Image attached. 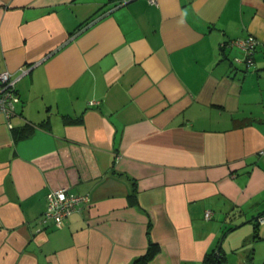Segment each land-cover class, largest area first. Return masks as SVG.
Here are the masks:
<instances>
[{"label": "crops", "instance_id": "0c3cea01", "mask_svg": "<svg viewBox=\"0 0 264 264\" xmlns=\"http://www.w3.org/2000/svg\"><path fill=\"white\" fill-rule=\"evenodd\" d=\"M120 1L0 0V264H264V0ZM58 189L90 204L41 228Z\"/></svg>", "mask_w": 264, "mask_h": 264}, {"label": "built area", "instance_id": "2783aa9c", "mask_svg": "<svg viewBox=\"0 0 264 264\" xmlns=\"http://www.w3.org/2000/svg\"><path fill=\"white\" fill-rule=\"evenodd\" d=\"M130 0H123L120 4H125ZM151 4H156V0H148ZM258 43L253 37L239 38L232 40L221 47L237 49L240 54L233 58L235 64L243 65L246 68L254 67V52ZM31 67H22L18 73L9 72L0 73V113L7 120V126L11 128L10 119L15 114L16 105L19 103V97L16 91L17 82L29 73ZM90 204V198L86 195H76L68 193L66 189H58L49 192L46 195V208L38 218V224L41 228L53 225L61 227L63 221L73 212L80 210L83 206ZM205 217L209 218L210 213L206 212ZM262 218L259 222H262Z\"/></svg>", "mask_w": 264, "mask_h": 264}, {"label": "trees", "instance_id": "16d2710c", "mask_svg": "<svg viewBox=\"0 0 264 264\" xmlns=\"http://www.w3.org/2000/svg\"><path fill=\"white\" fill-rule=\"evenodd\" d=\"M122 1L123 0H121L119 3H121ZM233 40H236V39H233ZM230 41H232V40H230ZM230 41L223 42L222 44L225 45V44L229 43ZM221 48L222 49H230V48H227V47H221ZM233 50L236 51L237 49H233ZM238 54H240L239 51H238ZM254 54H255V52H254ZM233 58L231 59L232 60V63L234 65H239V64H235L233 62ZM253 59H254V56H253ZM254 63H255V61H254ZM241 66H243V65H241ZM33 131H34V129L25 127L23 130H21L19 132L18 135H16V133H15L16 139H19V138H27L28 136H30L33 133ZM135 194H136V189L133 187L131 196L129 197V201L133 205L136 204ZM154 253H155V248H154L153 244H149V247H148L147 251L145 252V254L142 255V256H140V257H138L137 259H135L131 264H147L148 260L150 258H152V256L154 255ZM202 264H221V260H220V258L219 259L216 258L215 254H214V250H212L211 252H209L206 255V257H205V259H204V261H203Z\"/></svg>", "mask_w": 264, "mask_h": 264}, {"label": "water", "instance_id": "95a60500", "mask_svg": "<svg viewBox=\"0 0 264 264\" xmlns=\"http://www.w3.org/2000/svg\"><path fill=\"white\" fill-rule=\"evenodd\" d=\"M222 242H223V239L220 240V242L218 243L217 248H216V250L214 252V254H215L217 259H219V257H220V250H221V247H222Z\"/></svg>", "mask_w": 264, "mask_h": 264}]
</instances>
